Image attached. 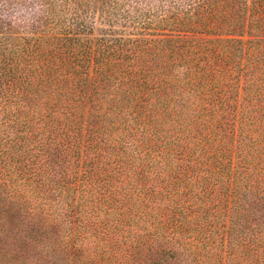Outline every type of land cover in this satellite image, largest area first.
I'll list each match as a JSON object with an SVG mask.
<instances>
[{"label":"trees","instance_id":"obj_1","mask_svg":"<svg viewBox=\"0 0 264 264\" xmlns=\"http://www.w3.org/2000/svg\"><path fill=\"white\" fill-rule=\"evenodd\" d=\"M29 1L0 0V264H264V0Z\"/></svg>","mask_w":264,"mask_h":264},{"label":"rangeland","instance_id":"obj_2","mask_svg":"<svg viewBox=\"0 0 264 264\" xmlns=\"http://www.w3.org/2000/svg\"><path fill=\"white\" fill-rule=\"evenodd\" d=\"M24 4L25 5H22L21 8H18L17 12L14 13L16 16H19L20 13L23 12V11H24L23 14H27V13H32L34 10H36V6H34L32 1L25 0ZM12 16H14V15H12Z\"/></svg>","mask_w":264,"mask_h":264}]
</instances>
